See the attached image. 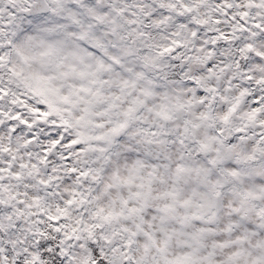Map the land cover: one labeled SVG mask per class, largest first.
Returning a JSON list of instances; mask_svg holds the SVG:
<instances>
[{
	"label": "snow or ice",
	"instance_id": "6c2138e0",
	"mask_svg": "<svg viewBox=\"0 0 264 264\" xmlns=\"http://www.w3.org/2000/svg\"><path fill=\"white\" fill-rule=\"evenodd\" d=\"M0 264H264V0H0Z\"/></svg>",
	"mask_w": 264,
	"mask_h": 264
}]
</instances>
